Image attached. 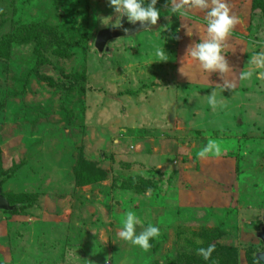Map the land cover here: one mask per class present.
I'll return each instance as SVG.
<instances>
[{"label": "rangeland", "instance_id": "rangeland-1", "mask_svg": "<svg viewBox=\"0 0 264 264\" xmlns=\"http://www.w3.org/2000/svg\"><path fill=\"white\" fill-rule=\"evenodd\" d=\"M60 1L66 14L57 18L50 2L0 0L1 188L31 201L15 215L0 212V264H256L264 249L256 236L264 220V78L240 81L239 73L258 71L264 0H227L239 22L225 46V79L236 87L223 92L221 74L187 54L207 39L205 13L168 17L171 1L158 0L165 28L111 39L98 53V31L110 29L102 18L116 15L107 0ZM45 18L71 41L87 35L86 43L43 37L37 48L32 32L8 40ZM165 43L174 49L165 47L160 62L156 49ZM183 72L190 83L178 79ZM72 75L79 86L69 85ZM211 93L222 108L208 104ZM210 142L220 154L201 158ZM80 158L107 178L77 188ZM140 177L154 184L135 194ZM127 184L133 191L122 190ZM128 211L142 221L137 233L160 228L147 253L118 237ZM209 245L215 251L205 261L197 249Z\"/></svg>", "mask_w": 264, "mask_h": 264}, {"label": "clouds", "instance_id": "clouds-1", "mask_svg": "<svg viewBox=\"0 0 264 264\" xmlns=\"http://www.w3.org/2000/svg\"><path fill=\"white\" fill-rule=\"evenodd\" d=\"M107 2L116 14L115 20L113 22V17L107 16L102 18V23L112 28H123L122 21L126 18L129 24L145 31L156 25L161 16L160 11L156 8L158 0H107ZM169 4L171 6L170 13L180 17H188L193 9L205 13L207 39L189 47L187 54L199 63L204 72L221 74L224 79V83L219 85L221 92L233 90L236 87L235 83L225 79L226 74L231 70L226 60L225 46L228 37L232 35L239 21L232 14L227 0H171ZM124 31L128 32L129 29L125 28ZM187 34L190 36L188 32ZM161 56L160 61L167 60L164 50ZM254 62L258 71H241L239 73L240 81H249L254 76L257 79L264 78V53L258 54ZM207 102L214 110L223 107L212 93L208 95ZM209 153L218 156L220 154L219 146L210 142L199 152V156L205 158ZM141 223V219L134 212L128 211L118 237L147 253L153 247L151 241L158 240L161 232L159 226L149 225L142 232L137 233V226ZM214 251L215 246L209 245L207 248L197 249V254L208 261Z\"/></svg>", "mask_w": 264, "mask_h": 264}, {"label": "trees", "instance_id": "trees-1", "mask_svg": "<svg viewBox=\"0 0 264 264\" xmlns=\"http://www.w3.org/2000/svg\"><path fill=\"white\" fill-rule=\"evenodd\" d=\"M41 1L45 4L50 2L49 7H45L46 9L49 8L48 10H50L51 7L53 8L55 6V11L53 10V14L55 13V15H53L52 17L56 16L57 18H60L62 16L64 17V14H66L65 12H63L61 10V8L59 9V7H57V9H56V6L58 5L57 2H63V1H60V0H41ZM165 1H166V3H168V0H164L163 2H165ZM169 1H171V0H169ZM29 3L30 2H28V4ZM262 4L263 3L261 2L258 7L262 8V6H261ZM32 5H34L37 8H40L39 7L40 0H34ZM73 8H76V9H72V11H75V12L79 11L77 7H73ZM47 18H45L46 20H43L42 22H36V23H32V24L27 25L24 30L21 28L19 30L16 29L15 34L13 36L8 37V40L13 42L17 38L21 37L23 34H26L25 32H32V36L31 37L29 36V37H30V40L34 43V45L37 48H39L37 42L42 41L43 37L45 39H47V38L48 39H55V40L58 39V41H52V42H57V43L59 42L61 44H65V45L67 44V47H69V46L83 47L82 45L84 43H86L85 39H86V37H88L87 35H86V37L83 36L84 39L81 38V39L76 40V41H71L70 39H68L63 34L62 31L58 30L56 28V26L52 27L54 25L53 18L51 19V22H48ZM87 32H89V31H87ZM67 55H68V53L66 54V56ZM45 63L46 62H44L43 64H45ZM42 66L43 65H39L37 67L36 73L39 72V70ZM81 76L85 82L86 81L85 75H81ZM67 80L69 82V85L74 87L75 83H72V82L77 81V85H78V83H80V76L79 75H72V76L67 77ZM83 159L84 158H80L79 161L76 162V164H75L76 166L73 169L74 176H75V179H74L75 182L74 183H75L77 188H82V187L88 186V185L96 186V185H99L98 183H100L101 181H103L107 178V172L98 171L97 168L95 167L94 163L88 162L87 160H83ZM94 182H97V183L95 184ZM138 183L141 185L138 189H141V190H140V192L137 190L135 192V194H141V193H144V192L150 190L152 187L151 185L154 184V183L152 184L149 181V178L145 179L142 177H140V179L138 180ZM1 186H2V180H0V189H1L0 194H1L2 198L7 202V204L10 207H12L13 209H11V210H5L4 209V210H0V212L7 214L9 216L15 215L17 212H19V210H21L23 208V206H26L27 203H25V202L31 203V201L26 196H22L21 198H16V197L10 198V196H6V193L3 192ZM122 188H123L122 190L133 191L131 189V187L128 186V184H127V186L123 185ZM14 198H16V199L14 200ZM25 200H27V201H25ZM22 201H25V202H22ZM256 260H257L256 264H264L261 261H259L257 257H256Z\"/></svg>", "mask_w": 264, "mask_h": 264}, {"label": "water", "instance_id": "water-1", "mask_svg": "<svg viewBox=\"0 0 264 264\" xmlns=\"http://www.w3.org/2000/svg\"><path fill=\"white\" fill-rule=\"evenodd\" d=\"M122 23H123V28H110V29H105V30H101L98 32V34L96 36V40H95V48H96L98 53L103 52L105 45L111 39L119 38V37L132 36V35L138 33L139 31L143 30V29L137 28V27L129 24L127 22L126 18L122 21ZM125 28L129 29V31L125 32L124 31ZM0 191H1V189H0ZM4 209L5 210H11L13 208L7 204V202L2 198V196L0 194V210H4ZM263 225H264V220H263ZM256 236L262 242V245L264 248V226H263L261 232L258 233ZM256 257L258 258L259 261L264 263V249H263V252L257 254Z\"/></svg>", "mask_w": 264, "mask_h": 264}, {"label": "crops", "instance_id": "crops-1", "mask_svg": "<svg viewBox=\"0 0 264 264\" xmlns=\"http://www.w3.org/2000/svg\"><path fill=\"white\" fill-rule=\"evenodd\" d=\"M166 14H167V16L169 17L170 15H171V13H170V10L169 11H167L166 12ZM163 15V14H162ZM161 15V16H162ZM161 22V23H159V24H156V25H154V26H151V30H152V32H154V34H156L157 33V31L161 28H165L164 27V24H167V22H165L164 20H162L161 18L157 21V22ZM168 22H169V20H168ZM200 26V25H199ZM197 27L198 26H194V27H192V29H194V30H196L197 29ZM111 28V27H110ZM143 31V30H142ZM142 31H139L140 33L142 32ZM137 35V33L136 34H134V36H136ZM154 47V46H153ZM160 47V46H159ZM159 47H157V49H156V53H158V51L159 52H162V50H165V47H167V49H168V51H171V52H173V49H174V47H173V44H170V43H165L164 45H163V49L162 48H159ZM141 52V51H140ZM159 55H160V53H159ZM159 55H157L159 58L161 57V56H159ZM166 55H167V52H166ZM176 57V58H175ZM177 59V60H176ZM160 62H162V61H160ZM159 62V63H160ZM175 64H176V66H178V64H181L180 63V61H179V59H178V56H176L175 54H174V61H173ZM174 63H172L173 64V66L171 65V67H174L175 65H174ZM142 64H143V66H145L146 67V69H154L152 66H150V67H148V64H150V65H152V64H155V61H145V62H142ZM240 66H241V64H238V71H240L241 69H240ZM174 69H177V71L178 72H180V68L179 67H177V68H175L174 67ZM181 73V72H180ZM184 74H183V76L182 77H179L178 79H180V81L182 80H185V84H188V83H190V82H188V80H190V77H189V75H188V73L187 72H183ZM141 75H144L145 76V74L144 73H142ZM187 75V76H186ZM178 76V75H177ZM136 77H139V76H137L136 75ZM177 79V78H176ZM188 85H181V88H185V87H187ZM162 87V86H161ZM176 89L177 90H180V86H177L176 87Z\"/></svg>", "mask_w": 264, "mask_h": 264}]
</instances>
